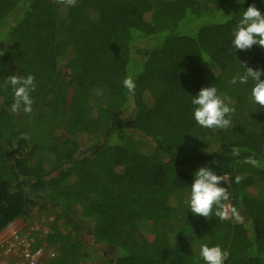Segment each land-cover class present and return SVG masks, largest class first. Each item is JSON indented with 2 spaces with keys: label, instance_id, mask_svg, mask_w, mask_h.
Listing matches in <instances>:
<instances>
[{
  "label": "trees",
  "instance_id": "trees-1",
  "mask_svg": "<svg viewBox=\"0 0 264 264\" xmlns=\"http://www.w3.org/2000/svg\"><path fill=\"white\" fill-rule=\"evenodd\" d=\"M252 4L264 14V0H0V233L45 215L41 264H204L202 244L264 264V109L251 81L228 83L242 63L264 80V48L231 43ZM29 74L32 112L13 113L5 78ZM212 85L236 110L227 129L193 118ZM201 166L227 178L242 222L188 208Z\"/></svg>",
  "mask_w": 264,
  "mask_h": 264
},
{
  "label": "clouds",
  "instance_id": "clouds-1",
  "mask_svg": "<svg viewBox=\"0 0 264 264\" xmlns=\"http://www.w3.org/2000/svg\"><path fill=\"white\" fill-rule=\"evenodd\" d=\"M55 3L65 6H75L77 0H54ZM241 3V0H239ZM244 2V0H243ZM232 47L236 50H248L253 45L264 48V14L255 6L250 5L242 13V18L235 27L232 28ZM243 73H237L228 83L235 85H247L251 81L249 99L252 103L264 109V80L261 79L262 70L248 67L242 63ZM123 86L131 93L135 92V82L131 77H125ZM5 84L11 85L14 102L10 105L13 113L32 112L34 100L31 92L35 91L36 83L34 75L27 77L10 75L5 78ZM227 98H222L218 94V89L214 85L202 87L197 95L192 96L193 118L196 123L206 129H227L232 126L231 115L235 113V108L226 103ZM30 139L26 133H21L17 140ZM233 155H239L238 150L233 151ZM244 163L254 167H260L261 162L255 156L246 157ZM243 177L235 176V182L239 184ZM222 182H227V178L218 175L212 168L201 166L194 174V180L190 184V194L186 203L191 212L209 218L213 215L221 221L234 220L242 222L240 211L227 202L230 200L228 188L222 186ZM228 253L219 245L209 246L202 244L199 250V257L204 264H225Z\"/></svg>",
  "mask_w": 264,
  "mask_h": 264
},
{
  "label": "built area",
  "instance_id": "built-area-1",
  "mask_svg": "<svg viewBox=\"0 0 264 264\" xmlns=\"http://www.w3.org/2000/svg\"><path fill=\"white\" fill-rule=\"evenodd\" d=\"M34 238L30 235L15 233L0 242V264H7L8 259L14 264H41L45 251L43 248L34 249Z\"/></svg>",
  "mask_w": 264,
  "mask_h": 264
},
{
  "label": "rangeland",
  "instance_id": "rangeland-1",
  "mask_svg": "<svg viewBox=\"0 0 264 264\" xmlns=\"http://www.w3.org/2000/svg\"><path fill=\"white\" fill-rule=\"evenodd\" d=\"M71 92H72V87H70V89H69V95L71 94ZM132 139L134 140L133 144H135V146L137 148H143L146 144H148L147 146L150 145V143H149L150 140L148 138L142 137V135L140 133H137V135H135L134 138H132ZM41 150H44V148L42 147ZM42 153H44V151ZM75 215L76 214L74 213L72 217L77 218L78 216L77 215L75 216ZM45 217L46 216L44 215L40 219L29 220V222L24 221V220H20V219L14 221L10 226H8L6 229H4L0 233V242L3 241L4 239L14 235L15 233L31 236V233L33 232V230H40V229L44 228V224H45L44 218ZM44 230H45V228H44ZM10 261H12L11 263L14 264V260L11 258L8 259L7 264H9Z\"/></svg>",
  "mask_w": 264,
  "mask_h": 264
}]
</instances>
